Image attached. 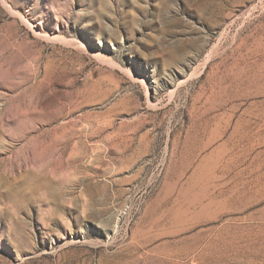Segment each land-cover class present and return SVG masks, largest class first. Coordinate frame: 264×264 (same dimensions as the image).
<instances>
[{"label": "rangeland", "instance_id": "obj_1", "mask_svg": "<svg viewBox=\"0 0 264 264\" xmlns=\"http://www.w3.org/2000/svg\"><path fill=\"white\" fill-rule=\"evenodd\" d=\"M0 264H264V0H0Z\"/></svg>", "mask_w": 264, "mask_h": 264}]
</instances>
